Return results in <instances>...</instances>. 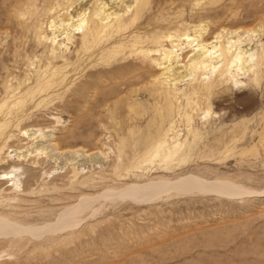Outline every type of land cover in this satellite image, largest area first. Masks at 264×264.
Masks as SVG:
<instances>
[{
	"label": "rangeland",
	"instance_id": "374dc122",
	"mask_svg": "<svg viewBox=\"0 0 264 264\" xmlns=\"http://www.w3.org/2000/svg\"><path fill=\"white\" fill-rule=\"evenodd\" d=\"M101 2L119 16L97 33ZM80 9L88 22L69 40L49 28ZM200 26L254 31L249 81L160 83L166 37ZM164 139L179 150L165 161ZM10 171L0 219L19 232L0 233V264H264V0H0V177ZM188 177L240 191L169 186ZM155 183L168 187L126 195Z\"/></svg>",
	"mask_w": 264,
	"mask_h": 264
},
{
	"label": "bare ground",
	"instance_id": "6f19581e",
	"mask_svg": "<svg viewBox=\"0 0 264 264\" xmlns=\"http://www.w3.org/2000/svg\"><path fill=\"white\" fill-rule=\"evenodd\" d=\"M106 8H107L106 3L101 2L99 5V11L93 13L95 19H97L100 23V26H96V29L97 30L99 29L97 33L103 32L104 29L108 27V22L112 17L119 16V13L107 12ZM65 10H66L65 12H68L67 11L68 9ZM68 15H69L68 17L66 15L67 18L65 19L61 18L60 20L57 21L53 19L49 25L50 29L56 31L60 30L63 34H65L67 40H69V38L71 37V36L69 37L71 31L83 29L85 24L88 22V18L86 17L87 16L86 10L80 9V11L76 12L73 16H71L70 14ZM253 33L254 31H250V30L243 31L241 29L240 30L222 29L220 32L216 33L211 38H207L206 27L200 26L198 27L197 31L194 33L193 37L184 36L182 39L181 38L174 39V37L172 36H167L166 41L170 43L171 48L169 50H163L161 54L162 57L159 60H153L156 66L158 67L164 66L163 67L164 72L161 75L163 76V79L160 81V83L168 84L172 82L173 84L171 85H175V83L177 82L180 83L188 82V81H192L193 78L191 77L194 76L197 73V71H200L202 73L208 71L211 73L217 72L221 79H224L225 76L226 77L230 76L232 78V81L235 83V85L240 84V82L237 81V78L242 77L247 79L250 76V74L254 73L255 71V68H253V66L257 67L255 62V54H252L251 52V46H252L251 44L254 38ZM52 40H53L52 42L55 44L56 41L54 42V39ZM180 41H185V43H181ZM175 42L177 43L175 44ZM184 53H186V55L193 53V55L188 58L187 62L184 65H182L184 71L182 73L178 72L179 70L176 69L179 68H176L177 66H175L174 68L175 72L171 74L170 70H172V66L174 64L175 65L179 64V62L182 60L180 56L183 55ZM231 71L233 73L232 76H231L232 74ZM202 90L203 89L201 87L193 86V88L189 92H185V93L197 94L200 93ZM167 135H168V131L164 137H166ZM165 144L166 141L164 139L157 146V150L155 151V155H154L155 158L158 157L160 153L163 155L161 157H163L165 161L167 159L172 158L174 155H176L179 152L178 149H174L172 150V152L170 151L166 152V149H164ZM159 149H163V150L159 151ZM12 172L13 171H10L8 173L7 172L3 173L4 175H1L0 179L4 181L8 180L7 181L8 187H10L11 189H15L17 187L18 181L14 180L15 178L13 179L12 176H10ZM165 184L168 183H164V184L161 183V185L155 183V184H145L143 186H133V187H129L125 192L127 193L126 195H129V197L131 196V198L133 196H137L140 194L141 196L142 194L151 196V194L153 193L155 194V192H157V196H159L160 195L159 191L160 190L162 191V189L166 187ZM169 186L172 187V190L174 189L176 193L178 192L198 193L200 191H208V193H210L209 191H212L219 195L222 194L224 197L226 196L228 198L229 197L231 198V196L237 194L236 191L239 190L238 187L235 186V184L232 185L230 183H226L223 181L208 183L195 177H188L178 180L176 183L171 184ZM165 190L166 189H164V191ZM145 191L147 192L145 193ZM168 192H170V190ZM149 196H147L148 199L151 198ZM152 196H156V195H152ZM168 196H170V194ZM258 196L260 195L258 194L257 197ZM147 198L145 200H147ZM66 214L60 216L61 218L59 219V221L57 220L58 223L56 226H60L63 228L69 226L70 220L72 218L70 219V217ZM18 229L19 228L17 226L10 224L5 219H0L1 234L9 233V232H12L11 234H13V230L19 232Z\"/></svg>",
	"mask_w": 264,
	"mask_h": 264
}]
</instances>
